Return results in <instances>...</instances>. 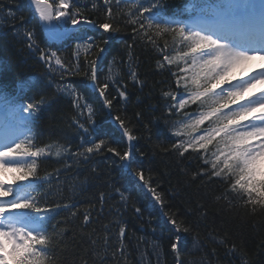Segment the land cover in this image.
<instances>
[{
  "label": "snow or ice",
  "instance_id": "1",
  "mask_svg": "<svg viewBox=\"0 0 264 264\" xmlns=\"http://www.w3.org/2000/svg\"><path fill=\"white\" fill-rule=\"evenodd\" d=\"M28 3L38 18L45 46L37 43L31 29H24L23 38L49 79L46 84L39 79L22 82L16 95L0 91V264H63L57 249L66 229L59 224L78 217L81 209L71 195L63 203L49 198L53 176L62 194L61 172L71 166L91 165V172L96 173L97 157H103L105 163L118 162L151 194L171 225L168 239L176 264H183V234L192 228L178 218V210L170 209L166 194L155 185L152 169L137 159L148 158L149 150L153 156L158 152L174 155L177 163L195 162L192 179L216 185L220 191L214 195L215 201L243 209L250 216L264 215V0H199L189 6L196 13L190 22L165 15V0ZM86 28L98 33V38L87 35ZM129 29L131 42L123 44L127 59L113 56L101 77L108 44L117 33ZM138 48L151 52L154 70L164 78L158 81L157 103L128 116V105L136 103L131 101L130 86H138L142 92L145 85L138 70ZM77 77L97 97L118 130L119 140L111 139L98 123L100 109L74 82ZM52 86L71 103L70 127L78 141L75 150L66 139L41 143L33 129L50 102L42 93ZM27 91L34 94L29 96ZM146 111L151 113L147 122ZM161 121L164 138L152 140L153 126ZM138 125L142 127L138 129ZM142 139L147 146L137 147ZM52 158L63 160V168L41 175V164ZM115 191L127 205L129 196L119 188ZM104 203L105 194L101 193V211ZM93 209L94 205L83 210V226L93 222ZM62 212L68 217L53 224ZM135 212L142 214L139 207ZM112 224L118 233L110 231ZM102 230L105 254L112 248L115 264H120L121 258L128 264L124 221L118 217ZM218 243L226 245L227 241L221 238ZM226 255L238 257L240 264H250L242 244L233 243Z\"/></svg>",
  "mask_w": 264,
  "mask_h": 264
},
{
  "label": "trees",
  "instance_id": "2",
  "mask_svg": "<svg viewBox=\"0 0 264 264\" xmlns=\"http://www.w3.org/2000/svg\"><path fill=\"white\" fill-rule=\"evenodd\" d=\"M185 2L186 0H171L169 8L173 9L178 4L183 5ZM0 8L3 13L9 10L17 13L16 19L18 20L13 26L14 29H0V54L10 64L8 73L1 72L0 75L40 77L42 75L40 69L43 70V66L38 64L33 57L28 60L20 49V53L28 61L25 63L24 57H20L19 51L9 44L15 31L17 33L18 30L19 34H16V38L22 43L19 46L25 49L22 35L24 29H38L35 19H31V15L25 11L24 0H0ZM114 38L120 44L112 49H107L104 58L105 64H108L113 56L127 59V50L123 44L125 41L131 42V30L117 33ZM25 53L27 54L26 49ZM136 54L140 60L138 68L140 78L145 81V85L142 92L138 90V86L137 88L130 86L131 101L136 103L128 105V116H134L137 110L148 109L151 104L157 103L161 87L158 81L164 78L154 70L155 61L149 50L138 48ZM104 75L101 72V77ZM73 80L75 83H79L78 85H82L84 82L79 77L73 78ZM50 93L52 92H49L47 96L49 101L54 98ZM86 95L90 100L96 101V106L100 109L97 117L98 122L106 123V112L100 106L97 97L92 92H88ZM137 96L140 97L139 101H137ZM117 107L120 106L117 105ZM45 110L42 119L39 120L41 135L50 138L52 143H55L57 139H60L61 142L65 139L73 142V129L70 127L73 110L70 101L57 97V100ZM150 118V111H146L145 122ZM140 127L142 125H138V129ZM153 132L152 140L164 138L162 121L153 126ZM107 133L114 141L120 139L118 130L114 131L111 124H109ZM136 134H140L139 130ZM145 135L148 134L145 133ZM74 145L73 150H75ZM142 146H147L143 139L137 143V147ZM142 160L144 165L152 169L151 174L155 178V185L159 186V191L166 194L170 209L178 210V218L185 220L186 224L192 228L191 232L183 234L181 245L183 264H202L203 261L207 264H240L238 257L226 255L227 248L231 247L233 243L238 246L243 245L246 259L250 261V264H264V215L250 216L243 209L230 208L224 201H215L213 197L220 189L216 185L202 184V178L192 179L191 172L196 170V164L193 161L184 160L177 163L174 155L165 156L158 152L153 156L150 150L148 158ZM95 163L97 164L96 173L91 172V165L71 166L67 171H62L59 177L63 187L62 194L56 185L57 178L53 176L49 198L53 201L60 200L63 203L71 195L76 207L81 209V214L78 217L69 220L67 224H59V227L66 229L57 249L63 259V264H83L84 260L87 261V264H115L111 258L113 249L109 248L107 254L104 252L103 237L105 233L102 228L103 225L110 224L118 217L127 226L124 244L128 264H176L168 239L171 225L160 213L159 206L152 201L151 194L146 189L139 187L130 175L117 171L116 164L111 161L105 163L103 157H97ZM57 168H63V160L48 159L41 164V174H44L45 171L54 172ZM181 169H187V174ZM45 187L47 188V186ZM69 188H74V193L69 192ZM116 188L128 194H125L130 198L127 205L120 202V196L115 191ZM101 193L105 194L102 211L99 204ZM93 205L94 209L91 214L94 220L89 225L83 226L82 212ZM136 207L141 209L142 214L139 216L135 212ZM68 215V213L62 212L52 223L62 222ZM49 227L51 228V225ZM110 231L118 233V228L112 224ZM193 238L200 240L201 243L198 244L200 251L197 253L196 250H193V253L189 254L187 243L189 240L190 244L193 243ZM221 238L226 239V245L218 243ZM94 241L95 243H93ZM112 242L109 241V243ZM156 245H159L158 251L155 250L158 254V263L154 262L156 254L153 255L149 251ZM214 250L215 254H213ZM147 253L149 256L152 255V259ZM120 264H123V258H121Z\"/></svg>",
  "mask_w": 264,
  "mask_h": 264
},
{
  "label": "rangeland",
  "instance_id": "3",
  "mask_svg": "<svg viewBox=\"0 0 264 264\" xmlns=\"http://www.w3.org/2000/svg\"><path fill=\"white\" fill-rule=\"evenodd\" d=\"M11 41L13 40V39H10Z\"/></svg>",
  "mask_w": 264,
  "mask_h": 264
}]
</instances>
